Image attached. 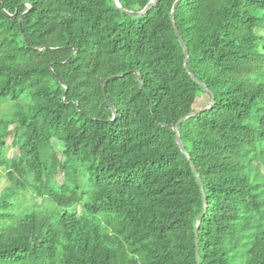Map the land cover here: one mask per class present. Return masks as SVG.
I'll list each match as a JSON object with an SVG mask.
<instances>
[{
    "label": "trees",
    "instance_id": "obj_1",
    "mask_svg": "<svg viewBox=\"0 0 264 264\" xmlns=\"http://www.w3.org/2000/svg\"><path fill=\"white\" fill-rule=\"evenodd\" d=\"M175 1L131 18L0 0V264H197L203 198L170 126L210 97ZM173 19L215 99L178 127L206 197L199 264H264V0H181Z\"/></svg>",
    "mask_w": 264,
    "mask_h": 264
},
{
    "label": "water",
    "instance_id": "obj_2",
    "mask_svg": "<svg viewBox=\"0 0 264 264\" xmlns=\"http://www.w3.org/2000/svg\"><path fill=\"white\" fill-rule=\"evenodd\" d=\"M160 0H150L147 5L139 12H134V11H128V10H125V9H122L121 6L119 5L118 1L117 0H112V3L113 5L119 10L121 11L123 14L127 15L128 17H131V18H141L142 16H144L146 13H148ZM181 0H176L172 9H171V12H170V21H171V24H172V28H173V31L175 33V36L183 50V54H184V61H183V67L186 71V73L189 75V77L192 79L193 82H195L197 85H199L203 90L204 92L209 95L210 97V103L208 106H205L203 108H199V109H196V110H193L191 112H189L186 116H184L182 119H180L174 126H170L171 130L173 131V134H174V139H175V143L178 147V149L180 150V152L182 153V155L187 159V161L190 163V167H191V170L193 172V175L196 179V182H197V185L199 187V190H200V193L202 195V198H203V204H204V207H203V211L202 213L197 217L196 219V225H195V255H196V262L197 264H199V252H198V242H197V228H198V225L201 221V219L203 218L205 212H206V208H207V204H206V197H205V193H204V189H203V185H202V182L199 178V175L195 169V166L194 164L191 162L189 156L187 155L184 147H183V144L181 142V139H180V136H179V130H178V127L179 125L184 122L186 119L190 118V117H194V116H197L199 114H201L202 112L204 111H207V110H210L213 106H214V103H215V99H214V95L209 91V89L204 85L202 84L201 82H199L195 76L187 69V62H188V51H187V48L184 44V41L182 40L181 36L179 35V32L176 28V25L174 23V19H173V15L176 11V8L178 6V4L180 3ZM1 9L2 11L5 13V11L3 10L2 6H1ZM23 16H21L19 18V22L22 20ZM10 19L13 20L15 19V14H13L12 16H10ZM21 34H22V30H21ZM35 51H39V50H35ZM121 76H114V77H111L109 79H107L105 82H104V85H103V92H104V95H105V99H106V85L107 83L110 81V80H114V79H117V78H120ZM137 80L138 82L140 83L141 79L140 77L138 76L137 77ZM65 93H66V89H65V92L63 94V98L65 97ZM107 101V100H106ZM116 118V113L115 111H113V118L111 121L115 120Z\"/></svg>",
    "mask_w": 264,
    "mask_h": 264
},
{
    "label": "rangeland",
    "instance_id": "obj_3",
    "mask_svg": "<svg viewBox=\"0 0 264 264\" xmlns=\"http://www.w3.org/2000/svg\"><path fill=\"white\" fill-rule=\"evenodd\" d=\"M144 4V3H142ZM258 35L264 37V32H257ZM207 105V101L205 99H196V100H192L188 103L185 104L182 112L183 113H189L193 110H196V109H199V108H203ZM12 109V106H11V103L7 102V103H3L1 104L0 106V117L1 116H4V115H10V111ZM5 153L7 156L9 157H15L17 151L14 150V149H10L9 147L6 148L5 150ZM87 184V183H86ZM6 185V180L5 179H0V193H1V190L3 189V187ZM32 195H30V193H26V200L24 201V203H30L32 202V198H31ZM40 202H43L41 201L40 199H35V203L36 204H39Z\"/></svg>",
    "mask_w": 264,
    "mask_h": 264
}]
</instances>
